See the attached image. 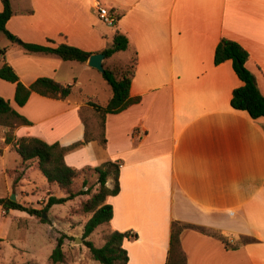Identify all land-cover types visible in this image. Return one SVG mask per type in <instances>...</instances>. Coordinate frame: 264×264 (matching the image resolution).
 Wrapping results in <instances>:
<instances>
[{"label": "crops", "instance_id": "0c3cea01", "mask_svg": "<svg viewBox=\"0 0 264 264\" xmlns=\"http://www.w3.org/2000/svg\"><path fill=\"white\" fill-rule=\"evenodd\" d=\"M10 1L14 14L7 28L25 42L53 39L54 45L94 54L109 47L116 33L128 37V49L103 62L112 65L122 53L128 60L137 57L130 92L139 102L106 115V145L91 140L65 160L76 168L119 164L120 190L107 197L114 211L107 224L111 232L136 235L123 242L129 264H167L175 221L195 225L180 233L187 264H264V116L253 119L232 107L233 90L242 81L231 60L215 63L222 38L239 42L264 95V0ZM97 2L118 16L115 25L99 19ZM0 47L7 48L0 68L7 61L25 85L50 77L73 86L66 99L32 92L20 106L15 83L0 78V96L31 122L16 124L15 140L33 136L63 146L83 140V116L90 122L101 118L85 97L106 103L113 94L102 83L106 102L99 90L83 91L101 71L88 61L28 52L4 33ZM8 130L0 124V174L6 183L19 176L7 169L21 162L7 159L17 153L6 142ZM32 170L38 171L25 168L17 180ZM113 185L111 174L107 186Z\"/></svg>", "mask_w": 264, "mask_h": 264}, {"label": "trees", "instance_id": "16d2710c", "mask_svg": "<svg viewBox=\"0 0 264 264\" xmlns=\"http://www.w3.org/2000/svg\"><path fill=\"white\" fill-rule=\"evenodd\" d=\"M3 9L0 11V33H4L12 42H17L28 52H45L60 56L65 60H78L87 62L91 52L80 47L60 43L54 45L53 39H48V44H38L25 42L13 34L7 28V22L13 16L14 10L10 0H2ZM129 47L128 37L122 33H116L111 45L103 50L105 58H109L115 52L125 51ZM7 48L0 47V53H5ZM226 60H231L233 69L242 85L233 90L231 105L235 109L245 110L253 118L264 116V95L259 89L257 80L253 72L248 68L249 52L239 42L222 38L215 50V63L220 64ZM137 57H134L133 65H123L120 63L108 65L104 63L105 69L101 72L104 79L112 89V96L106 103H102L96 97H85L86 102L99 113L101 121L97 129H94L88 119L83 116L86 126L83 140L71 145L63 146L59 142L47 143L38 137H22L17 140L14 138L13 129L16 124H30L31 122L18 113L11 105V102L0 96V124L8 127L6 142L11 144V149L21 156V163L36 160V166H32L40 171L50 185L57 186L63 193L62 196L50 195L45 210L55 204H62L68 200H73L80 194H89L87 190H77L76 181L81 175H86L87 171H93L98 175L99 188L89 198L81 203L80 212L91 213L90 218L84 226L83 236L88 237L99 225L109 223L113 218V206L107 203V197L118 194L119 184V164L113 161H106L99 166H85L76 168L67 164L66 154L91 140H99L102 145H106L107 138L105 133V117L109 113H118L130 105L139 102L140 97L131 96V84L136 72ZM0 78L15 83V102L22 106L26 104L32 92L43 96L66 99L72 92V84H62L50 77H39L31 85H25L15 72L13 67L4 61L0 68ZM18 167L7 169L9 174L18 172ZM113 175V187L107 186L109 175ZM16 177L14 184H16ZM0 206L6 211L20 210L30 215H40L41 210L26 205L23 202L12 200L9 196L0 197ZM184 227H195L192 224H181L173 222L171 235V249L167 264H187L186 255L182 249L180 233ZM205 230V229H204ZM219 237L227 247H230L228 240L219 232H213ZM135 237L129 232L113 231L109 234L106 242L102 246H96L93 241L86 240L92 257L102 264H129V255L124 248L123 242L128 237ZM3 239L0 238V242ZM248 240V239H247ZM251 240V239H249ZM64 240L59 238L57 245L52 253V258L56 261L62 260Z\"/></svg>", "mask_w": 264, "mask_h": 264}, {"label": "rangeland", "instance_id": "374dc122", "mask_svg": "<svg viewBox=\"0 0 264 264\" xmlns=\"http://www.w3.org/2000/svg\"><path fill=\"white\" fill-rule=\"evenodd\" d=\"M121 57L114 64L133 65L134 57L128 60L123 53ZM97 75L98 79L94 84L85 85L83 91L99 90L102 101L106 102L108 97H106L107 95H105L100 83L109 89L111 94L112 89L102 73ZM93 86H96V89ZM75 89L78 88L75 87ZM100 121L101 118L93 122L88 120L94 129H97ZM15 157L21 160L18 153L12 154V156L7 155L11 164H13ZM17 166H19L17 175L22 177L25 168L36 166V160L26 164L19 162ZM97 177L98 175L93 171H87L86 175H81L77 179L75 186L77 190L89 188V194H80L73 200L55 204L45 210L50 195L62 196L63 193L56 188L57 186L49 185L41 172L36 170L27 172V177L17 180V184H14L16 178L6 183L8 178L0 174V197H11L16 192L18 201L42 211L40 215H30L24 211L9 210V212L3 208L2 213L5 216L0 218V238L3 239L2 243L0 242V264H102L92 257L85 241L91 240L96 246L104 245L111 233L110 228L107 223H103L88 237L84 238V226L91 213L80 212L81 203L99 188L98 186L97 190L95 189L96 184H98ZM43 213L46 217H43ZM60 237L64 240L63 258L56 261L52 258V253Z\"/></svg>", "mask_w": 264, "mask_h": 264}, {"label": "built area", "instance_id": "2783aa9c", "mask_svg": "<svg viewBox=\"0 0 264 264\" xmlns=\"http://www.w3.org/2000/svg\"><path fill=\"white\" fill-rule=\"evenodd\" d=\"M97 14L99 19L107 25L113 26L117 23L118 16L100 2H97Z\"/></svg>", "mask_w": 264, "mask_h": 264}, {"label": "water", "instance_id": "95a60500", "mask_svg": "<svg viewBox=\"0 0 264 264\" xmlns=\"http://www.w3.org/2000/svg\"><path fill=\"white\" fill-rule=\"evenodd\" d=\"M104 59H105V53L104 52H99V53H94V54H91V56L89 57V65L100 70L101 72L105 69V66H104ZM12 200H16L17 197L15 194H13L11 197H10ZM43 217H46L45 216V213H43Z\"/></svg>", "mask_w": 264, "mask_h": 264}]
</instances>
